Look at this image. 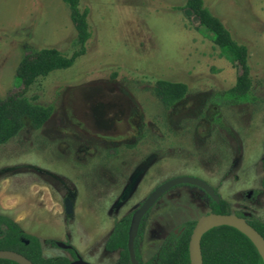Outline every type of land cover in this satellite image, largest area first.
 I'll list each match as a JSON object with an SVG mask.
<instances>
[{
	"label": "rangeland",
	"instance_id": "374dc122",
	"mask_svg": "<svg viewBox=\"0 0 264 264\" xmlns=\"http://www.w3.org/2000/svg\"><path fill=\"white\" fill-rule=\"evenodd\" d=\"M183 1L79 0L91 28L85 52L27 90L52 112L38 129L24 119L0 145V213L35 235L44 256L70 257L58 241L92 264H116L117 251L104 249L114 222L180 175L206 181L230 212L264 218V0H203L248 47L256 98L230 104L216 93L239 71L189 10L171 7ZM74 38L62 0H0V97L20 90L14 72L24 52L52 46L70 54ZM155 77L184 82L185 97L164 109ZM218 117L222 125H214ZM207 202L189 184L161 195L144 220L141 260L170 230L208 213Z\"/></svg>",
	"mask_w": 264,
	"mask_h": 264
},
{
	"label": "trees",
	"instance_id": "16d2710c",
	"mask_svg": "<svg viewBox=\"0 0 264 264\" xmlns=\"http://www.w3.org/2000/svg\"><path fill=\"white\" fill-rule=\"evenodd\" d=\"M62 2L67 6L69 19L75 30L73 42L76 49L66 54L56 47L42 46L30 49L20 56L14 72V85L20 87V90L0 97V145L20 132L24 126V119H28L34 129L40 128L47 121L51 115L52 106L34 102L27 95V90L38 77L45 76L55 69L69 67L74 59L86 50V43L91 37L90 23L87 18L88 8H81L79 0H62ZM171 7L176 10H189L197 18L198 26L208 32L210 40L218 47L219 54L227 58L239 71L235 83L223 92H217L215 101L219 99V102L225 101L230 104L254 100L256 96L250 74L247 44L238 42L224 22L211 12L203 0H184L183 3ZM114 75L115 72L112 76ZM152 92L164 109H170L185 97L187 85L184 82L155 77ZM215 122L219 125L223 124L219 117L214 120V125ZM261 169L260 185L264 190V155L261 158ZM205 195L208 198V212L231 213L226 200L219 198L215 201L206 193ZM235 214L244 218L264 238V218L258 219L242 213ZM146 215L140 221L134 240L137 264H190L188 241L196 219L183 222L176 233L173 230L169 231L154 254L148 260L142 261L138 250V240L142 234ZM129 220L130 214L116 220L104 242L106 251H117L116 264H130L126 247ZM51 242L55 244L54 241L51 240ZM0 249L16 251L33 264H68L75 258L71 249H69L71 258L65 255L44 256L39 239L35 235L24 232L12 217L4 213H0ZM200 249L202 264H263L260 254L248 237L233 226L225 224L207 229L201 235ZM0 264L19 263L0 258Z\"/></svg>",
	"mask_w": 264,
	"mask_h": 264
},
{
	"label": "water",
	"instance_id": "95a60500",
	"mask_svg": "<svg viewBox=\"0 0 264 264\" xmlns=\"http://www.w3.org/2000/svg\"><path fill=\"white\" fill-rule=\"evenodd\" d=\"M179 184H189L202 189L209 197L213 200L218 201L219 196L215 192L214 188L208 184L206 181L190 176V175H180L166 179L165 181L154 187L149 194L144 198V200L139 204V206L131 213L128 230H127V252L131 264H136L137 260L135 258L134 252V240L137 235L138 227L140 221L144 214L152 207V205L163 195L166 191L172 187ZM65 213L71 212V198L64 199ZM215 222L216 224L206 227L208 223ZM229 225L238 229L244 233L248 239L256 247L258 253L260 254L263 264H264V238L262 235L252 227L244 218L237 216L234 213H215L208 212L200 215L191 230L189 241H188V254L190 259V264H202V255L200 249V239L201 235L209 228L216 225ZM58 246L70 248L69 244L63 242H56ZM0 258H7L18 262L19 264H33L24 255L9 249H0ZM68 264H92L81 257L70 261Z\"/></svg>",
	"mask_w": 264,
	"mask_h": 264
},
{
	"label": "flooded vegetation",
	"instance_id": "af4514ba",
	"mask_svg": "<svg viewBox=\"0 0 264 264\" xmlns=\"http://www.w3.org/2000/svg\"><path fill=\"white\" fill-rule=\"evenodd\" d=\"M175 187V186H174ZM215 190V189H214ZM219 196V195H218ZM220 198V197H219ZM154 205V204H153ZM152 205V206H153ZM150 210V209H149ZM149 210L144 214V215H146L148 212H149ZM232 213V212H231ZM144 217V216H143ZM143 217H142V219H143ZM141 219V220H142ZM178 228L179 227H177V228H175V229H173V232H178ZM171 231V230H170ZM67 249H71L73 252H74V255H75V258L74 259H76L77 257H81L71 246H70V248H67ZM70 253V252H69ZM69 258H71V254H70V257ZM82 258V257H81ZM74 259H72V260H74ZM83 259V258H82ZM71 260V261H72ZM84 260V259H83ZM130 260V259H129ZM130 264H131V262H130ZM137 264V263H136Z\"/></svg>",
	"mask_w": 264,
	"mask_h": 264
},
{
	"label": "bare ground",
	"instance_id": "6f19581e",
	"mask_svg": "<svg viewBox=\"0 0 264 264\" xmlns=\"http://www.w3.org/2000/svg\"><path fill=\"white\" fill-rule=\"evenodd\" d=\"M214 224H216V223H215V222L208 223V224L206 225V227H210V226H212V225H214Z\"/></svg>",
	"mask_w": 264,
	"mask_h": 264
}]
</instances>
